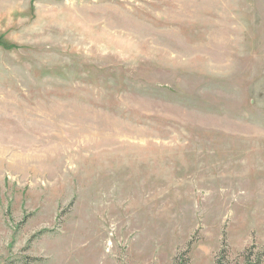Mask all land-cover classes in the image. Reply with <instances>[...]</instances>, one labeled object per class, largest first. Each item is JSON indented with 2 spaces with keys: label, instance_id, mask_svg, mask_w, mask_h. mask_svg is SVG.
Returning a JSON list of instances; mask_svg holds the SVG:
<instances>
[{
  "label": "rangeland",
  "instance_id": "1",
  "mask_svg": "<svg viewBox=\"0 0 264 264\" xmlns=\"http://www.w3.org/2000/svg\"><path fill=\"white\" fill-rule=\"evenodd\" d=\"M264 264V0H0V264Z\"/></svg>",
  "mask_w": 264,
  "mask_h": 264
},
{
  "label": "trees",
  "instance_id": "2",
  "mask_svg": "<svg viewBox=\"0 0 264 264\" xmlns=\"http://www.w3.org/2000/svg\"><path fill=\"white\" fill-rule=\"evenodd\" d=\"M216 264H224L221 261L216 262ZM245 264H250L249 258L247 257Z\"/></svg>",
  "mask_w": 264,
  "mask_h": 264
}]
</instances>
